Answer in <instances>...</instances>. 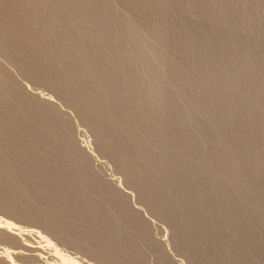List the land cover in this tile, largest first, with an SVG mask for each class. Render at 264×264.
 <instances>
[{"label":"bare ground","instance_id":"obj_1","mask_svg":"<svg viewBox=\"0 0 264 264\" xmlns=\"http://www.w3.org/2000/svg\"><path fill=\"white\" fill-rule=\"evenodd\" d=\"M0 52L77 109L180 251L264 264V0H0ZM3 71L0 201L94 257L145 264L146 224Z\"/></svg>","mask_w":264,"mask_h":264},{"label":"rangeland","instance_id":"obj_2","mask_svg":"<svg viewBox=\"0 0 264 264\" xmlns=\"http://www.w3.org/2000/svg\"><path fill=\"white\" fill-rule=\"evenodd\" d=\"M0 70L9 73L28 97L39 100V104L47 107L48 110L61 118L63 123L65 122L64 124L71 130L76 146L88 158L92 171L105 184L123 195L129 208L135 211L146 224L151 242L141 239L136 243V247H138L136 249L145 257V264H197L187 254L180 251L175 242L171 225L156 215L140 199L135 187L129 184L116 161L104 153L96 133L80 117L81 115L73 105L67 103L51 86L25 75L15 63L7 59L1 52ZM191 117L194 118L193 114ZM6 191H0V195L6 197L10 193ZM3 200L6 198L0 201L3 202L0 204V221L12 225L7 228L2 224L0 231L5 232L4 234L11 236L12 239L8 236L6 238L5 235L4 238L0 236V264H63L58 253L72 258L80 264H115L101 257H94L62 240L36 219L26 218L16 211L7 210ZM49 241L50 243L47 244L46 242ZM157 247L159 252L155 250ZM261 261H264V258Z\"/></svg>","mask_w":264,"mask_h":264}]
</instances>
